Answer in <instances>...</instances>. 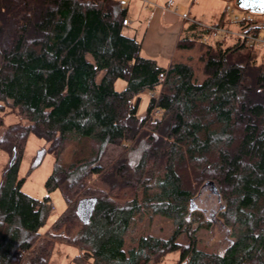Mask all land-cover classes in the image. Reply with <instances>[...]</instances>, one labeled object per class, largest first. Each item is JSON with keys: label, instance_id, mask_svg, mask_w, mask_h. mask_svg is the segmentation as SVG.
Instances as JSON below:
<instances>
[{"label": "trees", "instance_id": "16d2710c", "mask_svg": "<svg viewBox=\"0 0 264 264\" xmlns=\"http://www.w3.org/2000/svg\"><path fill=\"white\" fill-rule=\"evenodd\" d=\"M227 10L221 29L264 26ZM127 24L124 0H0V112L9 105L29 121L0 137L18 152L0 180V264H53L58 241L79 248L76 264H159L174 251L178 264H264V59L242 37L205 41L218 31L191 23L177 48L199 50V81L195 56L161 65ZM146 90L158 97L140 114ZM31 134L55 159L43 198L18 173ZM109 145L123 150L106 158ZM207 183L224 200L223 253L203 242L211 222L194 205ZM54 190L66 206L46 229Z\"/></svg>", "mask_w": 264, "mask_h": 264}, {"label": "rangeland", "instance_id": "374dc122", "mask_svg": "<svg viewBox=\"0 0 264 264\" xmlns=\"http://www.w3.org/2000/svg\"><path fill=\"white\" fill-rule=\"evenodd\" d=\"M170 1L178 2L179 12L186 15V17L185 15L183 16L186 25L196 23L202 28H205L206 26L219 27L216 26V23L219 21L221 13L227 8V6H229V9L227 8L228 18L233 19L234 22L240 21H236V14L240 15L241 17L244 15L245 19H247L246 11H249H244L235 7V3L233 0H124L125 5L129 7V10L128 24L124 27L123 32L127 35L136 36L138 39L142 40L148 31L150 18L153 10L156 7V4L164 3L168 5ZM261 15L264 18V14ZM257 16L260 15H252L251 19ZM257 28L260 31L264 28V26H258ZM219 29L221 31H218V34L216 36H206L204 37V40L212 41V37H216V39L224 38L225 44L230 45L236 42L237 36L242 37V32H245L243 30H239L237 24H230L224 29H221V27H219ZM254 47L259 60L263 61L264 58L262 57H264V47L259 45H254ZM154 48L155 50H157L152 43V39L149 38L147 50H145V53H148V50H154ZM195 49L196 50L194 51L175 49L171 58L162 56L159 57V61H157L164 66H168L169 63L172 62V60H180L181 58L186 59L189 55H193L196 57L195 59H193L194 61L192 60V62L197 67L198 80L202 81L205 77V73L201 68L202 64L197 61V57H199V50L197 48ZM247 50L248 48L244 49V51ZM163 53L165 54V52ZM125 87V80L117 79L115 81V88L117 90H122ZM155 92L157 93V91ZM152 93L153 92L150 90H146L140 93V114L145 113ZM158 114L159 113H155L154 115ZM18 122L27 124L29 121L26 118H22V116L17 111L13 110L9 105L6 106L4 111L0 112V137L5 133L10 125ZM47 148L48 143L45 140L37 137L35 134H31L27 140V144L23 150L18 165L19 177L25 178L22 190L25 193L36 198H43L48 194L45 187V182L54 168V155L49 152ZM122 150L123 148L121 146L109 145L106 158L117 156ZM10 154L11 153H9L8 151L0 149V180H2L3 175L6 172V168L9 167L8 164L12 157V155ZM50 194L53 200L54 209L52 210L46 229L52 226L53 221L61 215L66 206L59 190H54ZM223 204L224 200L221 198L220 194L211 183H207L204 186L200 187L198 194L196 195V198L194 200L195 207L203 211L205 216L211 222L208 229L201 230L203 242L212 250L218 251L220 253L224 252L231 241L230 230L223 223V220L219 217V213ZM92 205L93 202L91 199L82 203L81 206L83 208L85 207V211L83 213L84 217L88 216ZM164 224H166L168 228L172 227L170 221H167ZM153 227L155 232H158L159 228H161L157 220L154 221ZM41 238H47V233L45 231L42 233ZM43 239L40 240V243ZM79 253L80 251L78 247L58 241L54 250V254L52 255L51 262L53 264H76L74 259ZM180 255L181 254L179 251L169 253L159 264H178Z\"/></svg>", "mask_w": 264, "mask_h": 264}, {"label": "crops", "instance_id": "0c3cea01", "mask_svg": "<svg viewBox=\"0 0 264 264\" xmlns=\"http://www.w3.org/2000/svg\"><path fill=\"white\" fill-rule=\"evenodd\" d=\"M173 5L168 7V5L164 3L156 4L150 18L148 31L142 39V46L145 53L150 38L157 50H155V48L154 50H148V53L144 55L155 58L156 60L162 56L171 58L175 49H178L177 44L180 37H182L184 28L191 24L186 25L184 22L183 16L185 14L179 12L178 2L174 1ZM163 52H165V54Z\"/></svg>", "mask_w": 264, "mask_h": 264}, {"label": "built area", "instance_id": "2783aa9c", "mask_svg": "<svg viewBox=\"0 0 264 264\" xmlns=\"http://www.w3.org/2000/svg\"><path fill=\"white\" fill-rule=\"evenodd\" d=\"M174 4V1H170L168 3V7L172 6ZM229 6H227L228 8ZM235 7H237L235 5ZM238 8V7H237ZM229 9V8H228ZM240 9V8H239ZM243 10V9H242ZM245 11V10H244ZM247 12V19H251L252 15L255 16V15H261V14H258V13H255V12H252V11H246ZM262 16V15H261ZM186 17V15H185ZM242 18H245V16L243 15L242 17L238 14L235 15V19L236 21H239L241 20ZM206 27H209V28H213L214 30L216 29L217 31H221L219 29V27H211V26H206ZM223 32V31H222ZM242 38L244 39V41H246L247 44H253V45H259V46H262L264 47V28L262 30H260L258 33H249V32H242ZM152 96H156L158 97V93L156 92H153L152 93ZM155 113H159V110L158 108H154L153 110V114Z\"/></svg>", "mask_w": 264, "mask_h": 264}, {"label": "water", "instance_id": "95a60500", "mask_svg": "<svg viewBox=\"0 0 264 264\" xmlns=\"http://www.w3.org/2000/svg\"><path fill=\"white\" fill-rule=\"evenodd\" d=\"M235 5L243 10H249L255 13L264 14V0H233ZM18 152L14 149L13 155L8 166H12L16 161Z\"/></svg>", "mask_w": 264, "mask_h": 264}]
</instances>
